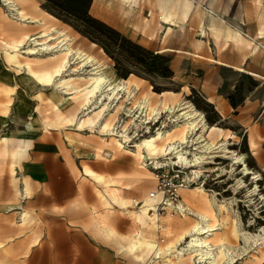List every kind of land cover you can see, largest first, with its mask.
Wrapping results in <instances>:
<instances>
[{"label":"rangeland","instance_id":"374dc122","mask_svg":"<svg viewBox=\"0 0 264 264\" xmlns=\"http://www.w3.org/2000/svg\"><path fill=\"white\" fill-rule=\"evenodd\" d=\"M14 1L27 16L62 30L72 39V45H81L103 62L107 66L104 72L113 80L127 82L132 96L128 101L122 100L125 108L117 110L111 123L114 129H127L132 141L144 130L139 128L133 135L134 127L125 109L134 107L143 97L148 98L151 105H157L158 94L163 91L167 93V102L185 101L202 113L206 125L220 128L206 132V140L216 144L226 141L225 146L242 156L252 173L243 176L242 165L233 164L220 149L211 153L217 157L206 158L205 161L211 162L200 163V167L181 169L180 173L178 168L175 171L166 168L172 175L183 177L190 189L199 186L212 190L218 193L219 200L234 197L236 200L223 202L228 215L222 212V218H228L230 225L236 215L243 231L252 235L261 233L264 228L263 49H257L250 57L253 41L242 35L237 43L224 44L222 39L215 41L206 27L204 37H201L204 13L195 9L183 24L184 30H180L179 12L173 17L177 27H162L158 0L134 8L120 0H94L90 8L93 17L118 30L131 43L158 55L145 58L131 52L126 43L119 51L108 53L103 50L102 54L98 50L100 45L90 47L87 37L48 12L45 0ZM173 2L180 6L183 0ZM6 14V7L0 1V41L9 37L7 25L10 21ZM37 30L38 27L29 26V32ZM258 40L264 45L263 38ZM68 73L74 72L66 71L64 75ZM5 84L13 86L14 92L6 97L0 90V137L22 142L23 148L15 159V171L21 182L26 180L28 183L30 195L28 198L13 197L6 157L0 173V242L3 244L0 263L137 264L124 252L127 237L137 229L131 215L135 209L131 206L122 208L123 205L111 201L103 204L99 197V194L104 195L103 184L95 182L84 171L89 169L113 180L110 188H114L115 194L124 201L136 199L139 202L154 190L157 170H151L155 173L152 177H134L136 167L132 154L108 150L99 144L97 132L74 130V126L60 121L51 102L53 89L41 87L25 70H17L8 64L0 45V87ZM122 95L126 96L124 92ZM5 102L8 107L3 114L1 108ZM68 107L60 105L63 112ZM159 124L169 129L174 123L162 113L151 130ZM132 144L126 142L124 146L131 149ZM199 170L201 173L197 174ZM253 175L260 179L256 180ZM188 189H179L175 201ZM104 197L110 200L106 195ZM93 211L96 212L92 214ZM22 212L28 217L26 223L19 226ZM93 215L110 228L94 222ZM158 217V225L166 228L164 234L151 229V233L143 236L160 246L173 241L182 228L193 221L186 217L183 224L173 225L180 215L169 206L158 213ZM226 230L224 228L218 234L227 233ZM228 243L235 255L233 264L263 263L253 247L241 253V238L229 235ZM250 254L255 258H249ZM186 264L197 263L187 261ZM217 264L227 263L220 258Z\"/></svg>","mask_w":264,"mask_h":264},{"label":"bare ground","instance_id":"6f19581e","mask_svg":"<svg viewBox=\"0 0 264 264\" xmlns=\"http://www.w3.org/2000/svg\"><path fill=\"white\" fill-rule=\"evenodd\" d=\"M0 1L6 7V17L10 21L7 25L9 37L0 41L6 62L17 70H25L41 87L53 89L51 102L60 121L74 126V130L88 129L97 132L100 136L99 144L108 150L126 151L132 154L136 167L134 177L142 179L155 176L153 171L164 166L173 170L178 168L179 172L185 168L200 167V163L211 162L205 161L206 158L217 157V155L211 156V153H216V149H220L225 154L224 157L231 159L233 164L242 165L240 171L243 176L252 173L246 167L242 156L234 154L225 146L226 141L216 144L206 140L204 136L206 132L220 128L206 125L202 113L185 101L175 104L167 102L165 99L167 93L164 91L158 94L157 105H151L148 98L143 97L137 105L125 109L128 110L129 114L127 113L126 116L130 117L129 121L134 127L133 135L139 128L144 130L139 136L141 138L138 137L132 141V136L128 134L127 129L123 127L119 130L114 129L111 119L115 117L114 114L118 109L125 108L121 104L122 100L128 101L132 96L131 91L127 89V82L113 80L112 76L104 72L107 66L103 62L87 52L81 45H72V39L62 30L27 16L14 0ZM185 15L184 12L183 17ZM161 18L162 23L174 24L170 14H162ZM30 25L38 27V30L29 32ZM207 27L215 41L222 39L224 44L230 42L235 44L242 36L241 30H234L220 21L212 20ZM200 31L201 36L204 37L206 33L204 28ZM88 42L90 47L97 46L94 42ZM257 49H259L258 45H254L249 56H253ZM98 50L104 54L101 47H98ZM79 70L83 73H78ZM66 71L74 73L64 75ZM70 75L76 77H70ZM0 90L6 97H10L14 87L5 84L0 87ZM123 92L126 96L122 95ZM66 95L71 96L65 97ZM63 104L69 106L65 112L60 108ZM7 107V102L2 103L3 114L6 113ZM142 112L144 115H141ZM162 113H166L170 122L174 123L173 127L164 129V125L159 124L152 131L151 126L158 122ZM57 126L61 127L59 123ZM126 142H133L130 145L131 149L125 148ZM21 143L17 139L0 137V173L3 169V161L7 157L8 182L14 198H28L30 195L28 183L26 180L21 182L15 171L16 156L23 148ZM84 172L95 182L103 184L104 195L110 199L107 201L103 194H99L103 204L107 205L111 201L123 205L122 208L131 206L135 209L131 215L137 229L127 237L124 252L137 264H186L187 261L197 264H217L220 258H224L227 264H233L235 255H232L230 250L229 235L242 239L243 246L239 247L241 253L253 247L256 254L264 260V228L260 230L261 233L252 235L240 228V219L236 215L230 225H228V218H222V212L228 215V209L223 202L236 200L234 197L219 200L218 193L212 190L199 186L190 189V186L186 185L185 188L189 189L182 198L177 199V202L166 200L165 206L173 207L180 215L173 221V225L183 224L186 217H191L193 221L187 223L173 241L160 246L151 238L143 236L144 233H151V229H157L162 234L165 232L166 228L157 223L159 195L153 198L148 193L139 202L136 199L124 201L115 194L114 188H110L113 186V180L106 179L102 174L89 169H85ZM200 173L199 170L197 174ZM253 178L260 179L258 175H253ZM95 212L93 211L92 214ZM27 217L26 212L20 213L19 226L26 223ZM92 220L110 228L95 215ZM224 228L227 229V233L218 234V231ZM2 246L0 242V247ZM171 257H174V260ZM249 258L254 259L255 256L250 254Z\"/></svg>","mask_w":264,"mask_h":264},{"label":"crops","instance_id":"0c3cea01","mask_svg":"<svg viewBox=\"0 0 264 264\" xmlns=\"http://www.w3.org/2000/svg\"><path fill=\"white\" fill-rule=\"evenodd\" d=\"M149 2L150 0L124 1L130 8L140 7L143 3ZM158 3L160 17L162 14H170L173 20V17L180 13L178 16L180 30H184L183 24L189 19L191 10L195 9L204 13L201 28L205 31L210 21H220L234 30H241L245 38L264 50V45L258 40L261 38L264 40V0H183L180 6H177L173 0H158ZM184 12L185 17H183ZM176 23L177 20L174 24H162L164 28H173L177 27Z\"/></svg>","mask_w":264,"mask_h":264},{"label":"trees","instance_id":"16d2710c","mask_svg":"<svg viewBox=\"0 0 264 264\" xmlns=\"http://www.w3.org/2000/svg\"><path fill=\"white\" fill-rule=\"evenodd\" d=\"M45 9L55 17L67 22L91 42L100 45L106 52L120 50L126 43L131 52L145 58L155 57L149 50L131 43L118 30L93 17L90 8L93 0H45Z\"/></svg>","mask_w":264,"mask_h":264},{"label":"built area","instance_id":"2783aa9c","mask_svg":"<svg viewBox=\"0 0 264 264\" xmlns=\"http://www.w3.org/2000/svg\"><path fill=\"white\" fill-rule=\"evenodd\" d=\"M166 167L168 166H164L157 170V183L154 190L149 193L150 197L153 198L159 195L157 201L158 213L163 212L166 209V200L171 202L175 201V198L178 197V190L185 188L187 185L186 180L183 177L172 175L170 170ZM170 169L175 171L172 168Z\"/></svg>","mask_w":264,"mask_h":264}]
</instances>
